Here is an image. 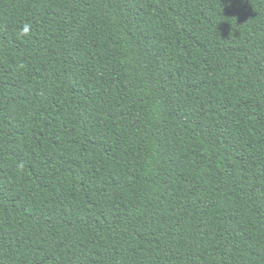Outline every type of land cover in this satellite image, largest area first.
<instances>
[{"label": "trees", "instance_id": "16d2710c", "mask_svg": "<svg viewBox=\"0 0 264 264\" xmlns=\"http://www.w3.org/2000/svg\"><path fill=\"white\" fill-rule=\"evenodd\" d=\"M0 264H264V0H0Z\"/></svg>", "mask_w": 264, "mask_h": 264}]
</instances>
